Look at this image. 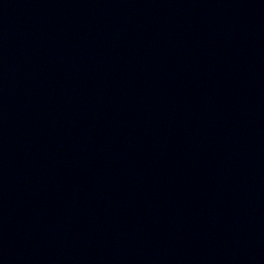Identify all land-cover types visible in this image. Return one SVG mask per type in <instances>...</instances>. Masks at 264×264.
Masks as SVG:
<instances>
[{
	"label": "water",
	"instance_id": "1",
	"mask_svg": "<svg viewBox=\"0 0 264 264\" xmlns=\"http://www.w3.org/2000/svg\"><path fill=\"white\" fill-rule=\"evenodd\" d=\"M0 264H264V0H0Z\"/></svg>",
	"mask_w": 264,
	"mask_h": 264
}]
</instances>
